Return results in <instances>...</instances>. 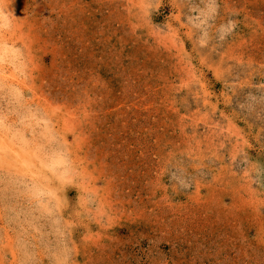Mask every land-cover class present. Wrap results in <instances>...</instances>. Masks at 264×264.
Segmentation results:
<instances>
[{"label": "rangeland", "instance_id": "1", "mask_svg": "<svg viewBox=\"0 0 264 264\" xmlns=\"http://www.w3.org/2000/svg\"><path fill=\"white\" fill-rule=\"evenodd\" d=\"M0 264H264V0H0Z\"/></svg>", "mask_w": 264, "mask_h": 264}]
</instances>
